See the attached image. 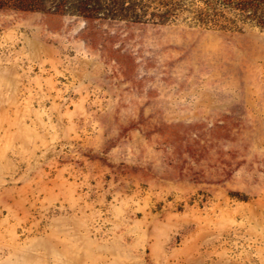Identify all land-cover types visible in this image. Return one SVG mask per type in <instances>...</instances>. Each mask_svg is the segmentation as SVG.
<instances>
[{
	"label": "rangeland",
	"instance_id": "obj_1",
	"mask_svg": "<svg viewBox=\"0 0 264 264\" xmlns=\"http://www.w3.org/2000/svg\"><path fill=\"white\" fill-rule=\"evenodd\" d=\"M0 8V264H264V0Z\"/></svg>",
	"mask_w": 264,
	"mask_h": 264
},
{
	"label": "trees",
	"instance_id": "obj_2",
	"mask_svg": "<svg viewBox=\"0 0 264 264\" xmlns=\"http://www.w3.org/2000/svg\"><path fill=\"white\" fill-rule=\"evenodd\" d=\"M105 0H0V8L83 13L102 9Z\"/></svg>",
	"mask_w": 264,
	"mask_h": 264
}]
</instances>
